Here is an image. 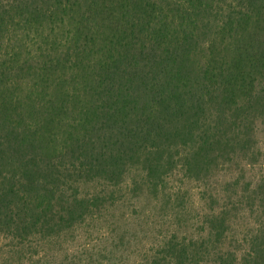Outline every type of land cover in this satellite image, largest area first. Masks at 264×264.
<instances>
[{
	"label": "trees",
	"instance_id": "trees-1",
	"mask_svg": "<svg viewBox=\"0 0 264 264\" xmlns=\"http://www.w3.org/2000/svg\"><path fill=\"white\" fill-rule=\"evenodd\" d=\"M260 129L264 0H0L7 246H50L117 204L116 190L158 194L175 171L215 186L241 156L260 167L225 182L243 196L194 240L163 236L150 264H206L201 249L207 264H264Z\"/></svg>",
	"mask_w": 264,
	"mask_h": 264
},
{
	"label": "rangeland",
	"instance_id": "rangeland-1",
	"mask_svg": "<svg viewBox=\"0 0 264 264\" xmlns=\"http://www.w3.org/2000/svg\"><path fill=\"white\" fill-rule=\"evenodd\" d=\"M257 140L256 148L264 156V133L261 129ZM238 154L239 151L230 158L236 159ZM256 157L261 160V155ZM236 160L239 166H234L231 173L221 172L222 176L216 174L211 179L215 186L207 185L210 180L206 177L203 182H196L186 177L184 172L175 171L165 185L166 189H161L158 194L148 188L142 195L138 192L135 195L127 189L122 192L116 190L117 204L98 213L95 220L80 225L74 234H68L58 242L53 240L44 244L50 246L40 245L37 250L25 248L18 251L21 248L7 246L9 242L1 239L0 264H150L158 250L156 244L163 236H174L178 241L184 237L194 240L203 232V221L214 208H223V205L225 208L243 196L242 186L228 190L225 182L233 177L238 179L240 169H245V180L251 181L259 175L260 167L258 163L248 168L241 156ZM126 177L124 181L128 183L130 177H135V172ZM83 191H94V187L86 185ZM171 191H178L181 198L175 197ZM219 198L223 204L216 202ZM241 209L233 210L240 222L242 217L247 219V214H243ZM237 231L239 233L241 229ZM208 250L211 251L212 247L209 246ZM204 251L201 249L200 254L209 261Z\"/></svg>",
	"mask_w": 264,
	"mask_h": 264
}]
</instances>
